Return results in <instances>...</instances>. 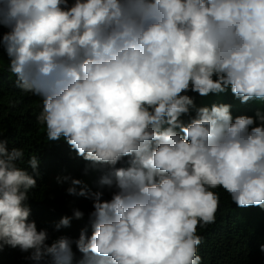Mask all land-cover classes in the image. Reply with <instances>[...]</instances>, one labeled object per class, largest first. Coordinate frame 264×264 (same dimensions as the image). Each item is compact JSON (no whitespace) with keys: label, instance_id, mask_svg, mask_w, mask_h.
Masks as SVG:
<instances>
[{"label":"clouds","instance_id":"9594fccd","mask_svg":"<svg viewBox=\"0 0 264 264\" xmlns=\"http://www.w3.org/2000/svg\"><path fill=\"white\" fill-rule=\"evenodd\" d=\"M79 175L51 242L41 161L0 132V264H204L220 196L264 210V0H0V58ZM231 95L240 105L197 103ZM26 165V166H24ZM264 253V244L260 245Z\"/></svg>","mask_w":264,"mask_h":264},{"label":"trees","instance_id":"16d2710c","mask_svg":"<svg viewBox=\"0 0 264 264\" xmlns=\"http://www.w3.org/2000/svg\"><path fill=\"white\" fill-rule=\"evenodd\" d=\"M0 58V132L9 139V148L21 147L28 154H37L41 161V187L35 191L30 201L32 219L38 228H46L50 240L65 234L75 237L73 221L70 228L54 231V223L63 215H69L67 205L75 203L81 197L67 195V185L59 186L55 182L57 175H71L73 178L91 182L85 175H79L80 162L71 157L68 146L63 142H48L44 130L38 126L33 113L40 108L39 98L16 89L15 77L7 70V60ZM222 101L233 104V113H252L256 103L240 105L231 95L197 97V103L211 104ZM26 166V165H24ZM216 222L200 230L204 242L199 247V254L204 264H264V253L260 245L264 244V210L258 207L238 208L231 202L227 193L220 196ZM7 264H34L26 259L29 253L18 248H5Z\"/></svg>","mask_w":264,"mask_h":264}]
</instances>
